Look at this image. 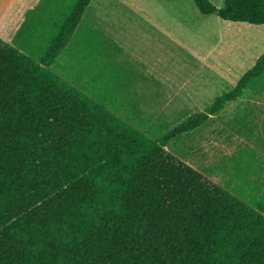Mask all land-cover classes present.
Segmentation results:
<instances>
[{"label":"trees","instance_id":"16d2710c","mask_svg":"<svg viewBox=\"0 0 264 264\" xmlns=\"http://www.w3.org/2000/svg\"><path fill=\"white\" fill-rule=\"evenodd\" d=\"M90 2H75L39 63L0 39V264H264V216L165 149L264 88V52L155 142L47 69ZM194 2L264 26V0Z\"/></svg>","mask_w":264,"mask_h":264},{"label":"rangeland","instance_id":"374dc122","mask_svg":"<svg viewBox=\"0 0 264 264\" xmlns=\"http://www.w3.org/2000/svg\"><path fill=\"white\" fill-rule=\"evenodd\" d=\"M123 1L92 0L85 16L102 14L106 18L116 15L122 18L125 10H129L121 8ZM145 2H149L148 11L156 17L157 24L154 27L138 21L136 36L126 38L121 34L120 40L128 46L123 47V51H137L149 64L156 63L160 56L165 60L164 74L167 75L162 78V87L153 88L155 103L144 105L149 111L140 112L139 116L134 114L133 120H127L141 134L158 142L160 136L191 115L205 111L214 100L234 88L236 81L264 52V26L223 22L217 15H203L194 0ZM210 2L221 9L226 0ZM85 21L84 17L81 24ZM112 39L116 43L117 40ZM91 57L89 76L105 87L102 90L109 97L107 100H115L118 96V90L111 87L120 83L118 76L123 74V83L127 85V76L140 63L138 58L124 57L126 61L121 65H110L115 68L114 72L110 67L109 72L104 73L96 69L97 56ZM125 88L127 91L128 87ZM220 114L201 129L165 148L211 179L212 169L220 163L248 164L253 154L263 153L264 92L257 95L249 91Z\"/></svg>","mask_w":264,"mask_h":264},{"label":"crops","instance_id":"0c3cea01","mask_svg":"<svg viewBox=\"0 0 264 264\" xmlns=\"http://www.w3.org/2000/svg\"><path fill=\"white\" fill-rule=\"evenodd\" d=\"M76 1L0 0V39L39 63L42 61L52 39L57 35L61 21L70 13ZM149 5V2L147 3L145 0H124L121 3V8L129 10H125V15L122 18L118 15L107 16L108 18H106L102 14L98 15L99 17H86L88 7L69 42L54 62L47 67L50 72L63 80L66 76L71 81L65 80L69 85L96 104L104 107L105 110L109 109V112L134 129L136 128L128 120H133L132 116L134 114L139 116L140 112L146 113V111H149V108L144 107V105L156 101L153 88L157 85L162 87L164 83L162 78L167 75L164 74L165 60L163 58L161 59L159 56L156 63L149 64V61L143 60L137 51H123V47L128 48V46L120 40L121 34L126 38L134 37L135 25L138 21L144 22L148 26H156L157 20L148 11ZM84 17L86 21L81 24ZM149 28L145 30L148 31ZM142 35L144 36V34ZM168 35L170 36V33ZM112 38L117 40L116 43L111 41ZM97 50L99 52H96ZM91 56H97L95 57L96 60L98 59L95 64L96 69L98 72L103 71L104 73L109 72L110 67L114 72L115 68L110 65H121L123 61H126L124 57L130 56L139 59V65L134 66L135 69L131 70V74L127 76V85L123 83L124 76L122 74L118 76L120 83L111 86L118 90V96L115 100H107L109 97L102 90L104 86H100L95 82V78L89 76L90 64L92 63ZM159 66H161V69H159ZM262 83L264 84V81ZM125 86L128 87L127 91ZM260 88L261 85L256 90L249 89L244 95L249 91L259 95L264 92V88ZM242 97L233 103L238 102ZM219 115L221 114L210 116L205 125L210 122L212 117ZM170 131L166 132L165 135ZM187 135L170 141L166 148L169 147L171 142L183 139ZM190 166L194 169L192 165ZM212 170V179L205 172L197 171L264 216V151L261 155L256 156L253 154L248 164L220 163Z\"/></svg>","mask_w":264,"mask_h":264}]
</instances>
